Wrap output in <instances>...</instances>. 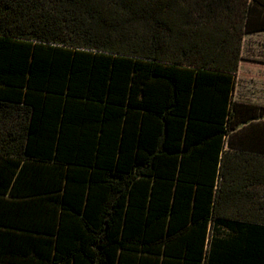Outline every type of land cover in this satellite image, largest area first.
I'll return each mask as SVG.
<instances>
[{
	"label": "trees",
	"instance_id": "trees-1",
	"mask_svg": "<svg viewBox=\"0 0 264 264\" xmlns=\"http://www.w3.org/2000/svg\"><path fill=\"white\" fill-rule=\"evenodd\" d=\"M260 32L264 0H0V264H264Z\"/></svg>",
	"mask_w": 264,
	"mask_h": 264
},
{
	"label": "rangeland",
	"instance_id": "rangeland-1",
	"mask_svg": "<svg viewBox=\"0 0 264 264\" xmlns=\"http://www.w3.org/2000/svg\"><path fill=\"white\" fill-rule=\"evenodd\" d=\"M244 56L249 58L264 57V35L246 39L244 43ZM249 72V66L245 63L237 78L234 101L262 105L264 103V88L261 85L263 82L262 77L259 73H255L256 71L251 76ZM242 128L243 126L240 125L239 129Z\"/></svg>",
	"mask_w": 264,
	"mask_h": 264
},
{
	"label": "crops",
	"instance_id": "crops-1",
	"mask_svg": "<svg viewBox=\"0 0 264 264\" xmlns=\"http://www.w3.org/2000/svg\"><path fill=\"white\" fill-rule=\"evenodd\" d=\"M264 32H260V33H256V34H248L246 35V37L244 38V42H243V50H242V61L240 64V69H239V74H240V70L243 68V65L246 63L249 66V74L250 76L253 75L254 71H256L255 73H259L262 77V84L263 88H264V57H257V58H249V57H245L244 56V43L246 41L247 38L249 37H254V36H263ZM238 74V75H239ZM261 104V103H260ZM262 105H264V103H262Z\"/></svg>",
	"mask_w": 264,
	"mask_h": 264
}]
</instances>
